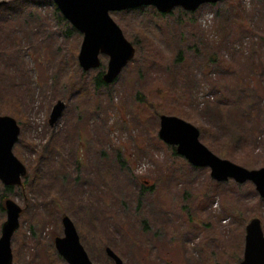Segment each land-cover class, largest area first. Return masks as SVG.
<instances>
[{
  "label": "rangeland",
  "instance_id": "rangeland-1",
  "mask_svg": "<svg viewBox=\"0 0 264 264\" xmlns=\"http://www.w3.org/2000/svg\"><path fill=\"white\" fill-rule=\"evenodd\" d=\"M18 4L0 21V116L20 126L13 153L27 169L11 191L0 180V238L6 201L22 208L13 264H68L55 246L64 217L93 264H115L108 248L124 264H240L247 225L258 218L264 231V199L251 182L213 180L159 131L162 116L180 118L221 159L264 168V0L167 16L153 7L111 12L136 55L99 92L94 78L109 57L83 71V34L69 22L74 31L64 34L55 3ZM59 102L66 108L51 126Z\"/></svg>",
  "mask_w": 264,
  "mask_h": 264
},
{
  "label": "water",
  "instance_id": "water-1",
  "mask_svg": "<svg viewBox=\"0 0 264 264\" xmlns=\"http://www.w3.org/2000/svg\"><path fill=\"white\" fill-rule=\"evenodd\" d=\"M73 28L83 34L78 62L85 72L101 66V56H108L104 75L106 84H113L128 64L134 60L136 49L125 38L121 28L111 18V12L153 7L168 15L176 8L196 12L204 5L224 0H52ZM5 5L0 2V7ZM66 106L59 102L53 109L50 124L62 116ZM21 128L10 116H0V180L6 186H21L27 175L26 167L16 158L13 148L19 140ZM159 138L196 168H209L217 182L234 180L238 184L251 182L264 199V168L248 170L229 160L221 159L199 140L200 131L192 124L173 116H162ZM7 221L0 238V264H13L12 238L20 227L22 208L15 202L5 203ZM64 237L55 240L59 255L68 264H93L81 243L78 231L69 217L63 218ZM106 253L115 264L123 260L111 248ZM240 264H264V231L260 219H253L246 227L244 258Z\"/></svg>",
  "mask_w": 264,
  "mask_h": 264
},
{
  "label": "trees",
  "instance_id": "trees-1",
  "mask_svg": "<svg viewBox=\"0 0 264 264\" xmlns=\"http://www.w3.org/2000/svg\"><path fill=\"white\" fill-rule=\"evenodd\" d=\"M18 2H20V0H15L14 1V3H15V7H13V6H10V7H7L6 5H3L2 7H0V21H1V23L2 24H6V22H9L8 21V19H7V17L9 18V17H11L13 14L12 13H10L9 15H7V14H4L5 12L7 13L8 12V10L11 8L12 10H14V8H21L22 6L20 5V4H18ZM22 9V8H21ZM4 13H3V12ZM61 12L58 10V8H55V14L57 15L56 16V18H57V20H58V22H61L63 25H64V34L66 35V36H69V35H71L72 33H73V29L71 28V26H70V24L67 22V20L63 17V16H61V14H60ZM162 16H167V15H164V14H162ZM135 47V46H134ZM140 53V52H139ZM184 52H180L179 53V56H178V61H183V57H184ZM210 61V59L208 60V62ZM85 75V72H82V75H81V77H78L77 78V83L76 84H78L79 86H81V87H83V85L85 84V81H84V76ZM104 75H105V72H101V73H99L98 74V76H96L95 78H94V82H93V89L95 90V92H99L102 88H106V87H108L109 85L108 84H106L105 83V81H104ZM116 82V81H115ZM114 82V83H115ZM75 84V81H72L71 83H69V86L71 87V86H73ZM94 92V93H95ZM96 94L97 93H95L94 94V98H93V100L94 101H97V97H96ZM141 100H143V101H147V99L146 98H144V96H142L141 97ZM148 102V101H147ZM201 133V132H200ZM174 152H175V154H177V152H176V149H174ZM27 179V178H26ZM8 191H11V190H13L14 188L13 187H7L6 188ZM2 209H4V206H3V208Z\"/></svg>",
  "mask_w": 264,
  "mask_h": 264
},
{
  "label": "built area",
  "instance_id": "built-area-1",
  "mask_svg": "<svg viewBox=\"0 0 264 264\" xmlns=\"http://www.w3.org/2000/svg\"><path fill=\"white\" fill-rule=\"evenodd\" d=\"M207 19H208V18L205 19V23H206Z\"/></svg>",
  "mask_w": 264,
  "mask_h": 264
},
{
  "label": "clouds",
  "instance_id": "clouds-1",
  "mask_svg": "<svg viewBox=\"0 0 264 264\" xmlns=\"http://www.w3.org/2000/svg\"><path fill=\"white\" fill-rule=\"evenodd\" d=\"M211 17H209V19H210Z\"/></svg>",
  "mask_w": 264,
  "mask_h": 264
}]
</instances>
